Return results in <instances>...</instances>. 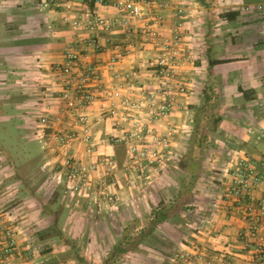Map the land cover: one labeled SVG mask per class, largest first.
Returning a JSON list of instances; mask_svg holds the SVG:
<instances>
[{
	"label": "crops",
	"instance_id": "1",
	"mask_svg": "<svg viewBox=\"0 0 264 264\" xmlns=\"http://www.w3.org/2000/svg\"><path fill=\"white\" fill-rule=\"evenodd\" d=\"M86 1L49 0L45 4L43 0H0V52L4 57L5 72V90L0 98L5 99V104L13 103V79L21 76L19 78L23 92L15 106L20 119V130L24 131L25 136H31L40 142L43 152H50L48 141L51 139V129H44L39 117L46 104L54 107L57 105L61 80L54 66L64 60V52L71 42L87 48L83 62L100 68L103 74L100 89L123 82L109 67L114 56H118L115 69L119 73L140 69L143 81L152 86L155 82L151 70H142L140 67L142 62L157 53L158 47L155 40L144 42L141 33L144 29L154 28L161 37L171 36L178 22L177 13L182 9L185 14L182 25L185 43L193 50V61L186 65L185 75L194 92L180 98L186 104L176 109L172 119L178 123L184 121L190 124L193 121L194 127L196 118L200 117L204 126L199 137L205 134L208 137L203 143L199 142L200 138L197 139L198 142L193 147L194 152L198 149L202 154L195 157L200 163V173L192 200L179 217L169 218L158 227V232L161 228L167 234L164 246H158L168 249L170 246H178V252L186 249L203 252V264H255L256 240L249 234L252 219L260 220L258 239L264 243V213L260 214L261 204L264 202V141L257 138V130L264 127V42L257 41L260 20L257 15L248 13L246 8L264 4V1L153 0L167 3V6H162L159 12H146L143 18L127 26L115 6L116 0H105L104 5L96 3L93 8L99 14L116 20L115 25L110 29L75 28L72 21L88 8ZM158 14L161 16L159 22L155 21ZM89 39H96L101 48L88 45ZM117 45L120 48H116ZM30 86H35V90H28ZM209 103L216 108L215 114L206 118L208 123L212 120L207 127V122L203 123V111ZM106 107V104L99 101L90 109L92 132L99 146V155H94L93 159L101 158V154L113 155L119 165L116 174L124 182L122 166L126 161V146H107L102 143L112 134H121L124 128L107 116ZM101 114L106 117L99 120ZM1 118L15 117L13 114H5ZM59 122L60 119L57 123ZM67 123L68 121L59 124ZM79 134L81 139L74 145L76 153L87 157L82 130ZM188 146L186 151L190 148ZM208 152L213 154L209 155ZM41 155L31 165L36 170L35 176H26L30 186H36L38 193L33 190L21 197L25 208H21V216L17 219L18 243L13 253L4 254L6 264H59L55 262L62 256L55 248V242L58 241L56 237H62L56 220L60 209L52 208L50 203H41L40 197H44L43 191L49 190L47 198H52L57 203L59 199L64 201L65 194L60 183H55L52 172L44 173L43 177L39 175L48 168L50 170L51 165L46 160L41 162ZM241 157L248 158L255 165L256 172L263 177L262 183L252 190L248 200L243 201L244 207L248 204V215L240 211L237 199L229 194L230 171ZM185 175L187 174L184 173ZM49 183L56 186L51 189ZM35 202H40L41 206L37 207ZM11 206L10 194L4 193L0 197V254H3L6 244L4 226L12 224L11 215L15 213L9 209ZM60 208H63L62 201ZM111 209L113 212L116 210ZM151 215L152 213L150 219ZM51 216L53 220L46 222ZM179 218L181 222L176 224L175 221ZM134 226L136 229L143 228L135 221ZM170 229L176 230L180 239H170L169 234L174 233ZM247 230L248 241L245 237ZM41 244L49 251L37 250V247L41 248ZM116 248L117 251L123 249L127 254L126 258L130 257L136 262L147 259L149 264H159L161 261L159 251L150 248L149 252L142 253L140 245H135L134 238L131 241L120 240L115 245ZM87 254L82 257V261L92 264L91 257ZM114 255L105 257V264L112 263Z\"/></svg>",
	"mask_w": 264,
	"mask_h": 264
},
{
	"label": "built area",
	"instance_id": "2",
	"mask_svg": "<svg viewBox=\"0 0 264 264\" xmlns=\"http://www.w3.org/2000/svg\"><path fill=\"white\" fill-rule=\"evenodd\" d=\"M43 1L45 4L49 2ZM96 3L104 5L105 0H87L88 8L72 21L75 28L110 29L116 24V20L94 10ZM115 6L121 12L124 24L129 26L143 18L146 12H159L167 3L153 0H116ZM246 9L258 15L260 22L257 41L264 42V4L248 6ZM177 16L178 22L169 37H161L159 31L154 28L144 29L141 33L144 42L155 40L158 47L157 53L142 62L140 67L142 70H151L155 82L152 86L143 81L140 69L119 73L115 69L118 56H114L109 62V67L123 82L100 89L99 84L103 79L100 68L83 62L87 48L79 47L74 42L67 46L64 60L54 66L61 80L57 105L54 107L52 104H46L39 122L44 129H51V139L56 145L53 150L63 155L60 171L66 178L68 190L88 197L90 203H117L120 199L118 188L122 187L121 180L116 176L118 161L113 155L101 154V158L93 159L94 155H99V146L92 132L90 109L97 102L106 104L107 116L124 128L121 134H112L102 143L107 146H126L125 169L130 179L135 176L136 181L139 176L149 180L148 168L152 167L156 172H161L168 166L169 161L181 156L175 138L180 133V128L187 130L188 125L184 121L176 122L172 116L178 107H184L186 104L184 100L180 101V98L187 97L192 92L185 69L186 65L193 61V50L185 43L182 31L185 14L182 9L178 11ZM155 19L159 22L161 16L158 14ZM87 44L101 48L96 39H89ZM116 48L120 46L117 45ZM104 117L106 115H99V120ZM59 119V123H68L60 125L57 123ZM81 130L87 157L78 155L74 146L75 142L81 139ZM257 133V138L264 141V127L259 128ZM230 177L229 194L237 199L240 211L248 215V204L244 207L243 201L248 200L252 190L262 183L263 177L256 172L255 165L246 157L236 160ZM260 210L262 215L264 202ZM260 230V220L252 219L249 234L256 240L255 264L264 263V243L258 239ZM4 236L6 244L3 254H0L2 264L7 262L4 254L13 253L17 247L18 231L10 225H5ZM245 237L248 241V230ZM176 257L181 264L205 262L204 253L193 249L180 251Z\"/></svg>",
	"mask_w": 264,
	"mask_h": 264
},
{
	"label": "rangeland",
	"instance_id": "3",
	"mask_svg": "<svg viewBox=\"0 0 264 264\" xmlns=\"http://www.w3.org/2000/svg\"><path fill=\"white\" fill-rule=\"evenodd\" d=\"M248 13L251 14L252 12ZM258 27L259 26H257V31ZM4 73V57L2 52H0V87H2L0 89V95L5 90L3 88V82L5 81L3 76ZM19 77L21 76H17V79L14 77L13 79V103L5 104V99L0 98V197L3 196L4 193L10 194L13 206L9 209L15 212L11 215L12 224L10 226L17 228L16 224L19 222L17 219L21 216V208H25L23 206V200L21 199L22 195L37 190L35 188L36 186H30L29 180H26V176H35L36 170L32 168L31 165L36 163L38 161V155L42 154L40 156L41 162L45 160L49 161L52 166L50 165V170L48 168V170L46 169L39 175L43 177L44 173L52 172L55 176L53 178L55 183H60V187L65 194L64 201L61 199L63 208H60V199L55 203L51 200L52 198H47L49 190L46 192L43 191L42 196L44 197H40L41 203H50L52 208L55 209L58 207V209H60V213L56 220L60 225L62 237H56L58 241L55 242L57 245L55 248L60 251L62 256L60 259H57L55 263L86 264L82 261V257L88 253L87 256L91 257L92 264H105V257H111V254L115 251V245L118 244L120 240L129 239L131 241L141 231V228L136 229L135 226L133 227L134 221L136 223L139 222L141 226L145 227L151 220L150 213H152L154 206L158 205L162 198H165L163 204H168L173 199L174 194L179 188L178 179L181 174L178 169L177 161L181 156L178 159L169 161L168 166L161 172H156L152 167L148 168V173L150 175L149 180H145L139 176H137L136 181L135 176L133 179H130L125 169V161V164L122 166L125 175L124 182L116 175L122 183V187L118 188L119 201L114 204L103 205L90 203L88 197L72 193L68 190L66 178L60 171L63 155L58 151H53V148L56 146L54 142L49 138L50 140L48 142L51 153L49 151L43 152L44 150L40 142L33 139L31 136H25L24 131L22 132L20 130V119L15 110L16 103L20 100V94L23 92V85ZM28 90H35V86L28 87ZM192 91L194 92V90ZM215 108L216 107L212 103H209L208 106L205 107L203 111V119L205 120L203 123L208 122L206 121L207 117H210L211 114H215ZM5 114H13L15 118H1V116ZM185 123L188 125L187 130H185V128H180V133L175 138V144L180 150V155L184 154L187 147H189L191 133H193L192 130L194 128L192 127L193 121H191L190 124L188 122ZM201 154L202 153L198 152V149L194 152L195 157H200ZM210 154L213 153H209V155ZM23 165L26 166L23 167ZM30 167L31 169H29ZM118 171L119 169L116 170V173ZM28 172L29 174H27ZM185 177L188 180L189 175H185ZM36 179H38V177ZM49 186L53 189L56 185L49 183ZM51 192L52 190L50 193ZM35 193L38 192L36 191ZM73 202H76L74 206H72ZM35 203H37V207L41 206L40 202ZM190 207L191 206H188V208ZM111 208L116 209L117 212L116 210L113 212L114 210ZM117 213H122V215L120 216ZM52 220L53 217L51 216L46 222H51ZM175 222L176 224L180 223V218L176 219ZM127 226L129 228H126ZM127 229L129 230L127 231ZM175 231L176 230L169 235L170 239L176 241L180 239V235ZM160 232L164 238L167 236L166 232L161 228ZM44 246L45 245L41 244V248L36 247L37 250L45 249V252L49 251ZM177 247L178 246H170L169 249L178 250ZM52 248L54 249V247ZM126 256L127 254L125 255L123 249H118L113 256V262H110V264H149L147 259L136 262L130 257L126 258Z\"/></svg>",
	"mask_w": 264,
	"mask_h": 264
},
{
	"label": "trees",
	"instance_id": "4",
	"mask_svg": "<svg viewBox=\"0 0 264 264\" xmlns=\"http://www.w3.org/2000/svg\"><path fill=\"white\" fill-rule=\"evenodd\" d=\"M209 123H212V120ZM209 123L207 122V127H209ZM203 126L200 117H197L191 136L190 148L177 161L181 176L178 179L179 188L174 194L173 199L170 203L163 204L165 198H162L160 203L154 206L149 224L143 227L140 233L134 238L135 245L137 247L140 245V251L142 253L149 252L150 248H155L161 253V261L159 264H180V260L176 257L178 254L176 249L172 250V248L168 249V247L162 248L158 246L159 244L164 246V237L157 229L165 221H168L169 218L179 217L182 211L186 210L187 204L192 200L193 189L200 173V163L195 158L193 147L197 144V139L200 138V143L206 142L207 140V134L199 137ZM183 173L189 175L188 180ZM116 250L117 248L113 251L114 254Z\"/></svg>",
	"mask_w": 264,
	"mask_h": 264
}]
</instances>
